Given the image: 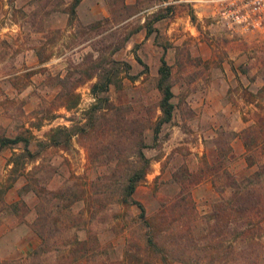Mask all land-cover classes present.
I'll return each instance as SVG.
<instances>
[{
  "label": "rangeland",
  "instance_id": "374dc122",
  "mask_svg": "<svg viewBox=\"0 0 264 264\" xmlns=\"http://www.w3.org/2000/svg\"><path fill=\"white\" fill-rule=\"evenodd\" d=\"M4 1L19 29L4 39L10 48L0 54V135L27 136L33 153L11 163L21 142L0 147V264H264V243L257 241L264 233L235 246L233 224L208 219L213 202L229 194L212 181L223 185L222 170L246 175L264 155L262 144L247 165L236 150L241 139H234L259 111L248 100L261 103L264 116V38L198 18L190 0H78L73 15V0ZM158 11L162 16L153 18ZM161 53L170 66L174 108L153 137ZM111 59L128 61L133 76L120 71L107 90L114 112L81 133L90 127L83 122L93 102L94 77L86 76L97 63L120 66ZM61 85H75L74 106L60 104ZM71 124L76 132L66 146L49 143L50 128ZM139 139L150 162L133 197L146 209L159 253L145 244L136 205L117 202ZM55 202L63 217L74 215L69 232L86 237L88 259L61 257L59 233L40 244L38 217L55 216Z\"/></svg>",
  "mask_w": 264,
  "mask_h": 264
},
{
  "label": "trees",
  "instance_id": "16d2710c",
  "mask_svg": "<svg viewBox=\"0 0 264 264\" xmlns=\"http://www.w3.org/2000/svg\"><path fill=\"white\" fill-rule=\"evenodd\" d=\"M78 0H73L69 13L70 15L74 14V7L77 4ZM162 16V13L158 11L155 13L153 18H159ZM145 29L146 32L151 31V26L148 23V20L145 21ZM127 37V36H125ZM124 37V39H125ZM117 47V46H116ZM134 53V58L141 63L144 67L146 64ZM120 63V66L114 65L106 67L100 63H97L96 66H93L92 70L88 72V78L94 77V79L89 84V92L93 97V102H91L87 108V122H83V125L90 126L88 128H79L81 133H84L88 129H93L95 121L99 118H102L105 114L111 110L114 112L113 104L111 103L107 90L108 85L116 80L119 81L120 71L122 73H126L130 76L128 70L130 68V64L126 60H115L111 59L110 63ZM122 65V66H121ZM121 69H120V68ZM157 77L155 81V86L160 94L157 102L158 115L156 116L155 124L152 127V136L155 137L159 126L162 122L168 121L172 114L174 104L170 100L172 96L171 84L169 83V73L170 66L166 61L164 54L161 53L159 55V64L156 68ZM59 81L63 80V76H57ZM74 86H59L58 92L56 95L59 97H63L60 102L64 107H72L75 105L77 100V94L74 92ZM59 97V98H60ZM249 102L257 103L255 104L259 107V111H254V118L246 124L244 127L235 132V136H238L243 144V158L247 165H251L255 163L252 158L250 151L254 148L261 146L264 144V129L257 125L258 122L264 123V116L261 114L262 112V104L256 102L253 98L248 100ZM253 111V110H252ZM82 125V126H83ZM252 126H256L252 129ZM73 124L67 125H57L50 128L47 138L49 139V143L57 146H66L69 143V140L73 133L76 131L73 129ZM28 137L22 134H15L13 136L0 135V147L7 146L9 144H14L21 142V150L17 153H13L10 158L11 163L19 162V157H26L27 159L31 157L32 151L28 146ZM146 144L139 139L138 146L136 148L135 153V161L132 166H127L126 170L122 173L123 180L120 181L117 186V194L118 199L117 202L128 205L135 204L138 208L137 217L140 221L144 222V226L147 231L145 233V244L148 249L153 251L154 253H159L162 251L163 247L159 242H157L152 233L154 231L151 229V221L149 217L146 216V209L140 200H137L133 197V191L140 180L144 178V175L149 167V157L145 155L142 150ZM264 148V145L262 146ZM228 151L231 150L230 141L227 144ZM264 154V153H263ZM25 161V160H24ZM219 167V163L217 164ZM217 167L214 169L215 175L218 173ZM224 176L226 177L225 182L222 186L216 185L214 181H212L213 186L219 191L227 187L229 190V194L225 197L219 198L220 200L214 201L212 205V212L209 215V218H213L220 220V218H224V220L228 221V223H232L233 226L237 229L233 235V244L236 246L240 242H244L246 239L255 241L254 237H257L256 234L262 232L264 233V155L262 160L257 161L256 168L249 172L246 175L241 177H235L233 174L228 172L227 170H222ZM224 187V188H223ZM64 188H68V185H65ZM63 189V188H61ZM54 205L58 208L55 210V216H39L40 222L38 223L37 235L40 238V244L46 245L47 240L50 236L55 233H59L65 239V242H61L56 250L62 249L64 252L61 254V257H65L67 254L71 256L70 262H74L78 257H85L88 259V246L86 237L80 238L77 236L75 232L70 233L69 229L74 227L72 221L74 220V215H69L63 217L60 213L61 204L55 202ZM60 208V209H59ZM70 221V222H69ZM217 224V222H216ZM93 239L97 243L96 237ZM257 241L264 243V234H258ZM80 244L81 246L72 247V245ZM68 246L65 251L64 246ZM91 249L94 250V244L90 246ZM34 253V252H33ZM36 253V251H35ZM16 264H36L37 262L31 260L27 263H22L17 260ZM52 264V263H50ZM66 264V263H65Z\"/></svg>",
  "mask_w": 264,
  "mask_h": 264
},
{
  "label": "built area",
  "instance_id": "2783aa9c",
  "mask_svg": "<svg viewBox=\"0 0 264 264\" xmlns=\"http://www.w3.org/2000/svg\"><path fill=\"white\" fill-rule=\"evenodd\" d=\"M198 18L233 34L264 38V0H190Z\"/></svg>",
  "mask_w": 264,
  "mask_h": 264
},
{
  "label": "crops",
  "instance_id": "0c3cea01",
  "mask_svg": "<svg viewBox=\"0 0 264 264\" xmlns=\"http://www.w3.org/2000/svg\"><path fill=\"white\" fill-rule=\"evenodd\" d=\"M18 29H19V22L13 17L10 11V6H8V4L5 3L4 0H0V54H3L4 52L8 51V49L10 48V45L7 44L9 41L4 42V39L7 40L9 35H13V37H15V35H17L18 33L13 34L11 33V31L18 32ZM13 45L17 46V42L16 44ZM3 76L4 75L2 74L1 77ZM234 139L235 141L236 139L238 141V136H235ZM236 150L238 151V153L239 152L241 153L243 151V146L241 144V141L240 144H237Z\"/></svg>",
  "mask_w": 264,
  "mask_h": 264
}]
</instances>
